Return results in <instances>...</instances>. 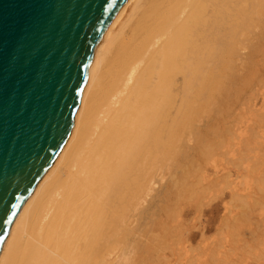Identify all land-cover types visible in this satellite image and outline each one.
<instances>
[{
	"label": "bare ground",
	"instance_id": "obj_1",
	"mask_svg": "<svg viewBox=\"0 0 264 264\" xmlns=\"http://www.w3.org/2000/svg\"><path fill=\"white\" fill-rule=\"evenodd\" d=\"M0 264H264V0H127Z\"/></svg>",
	"mask_w": 264,
	"mask_h": 264
},
{
	"label": "water",
	"instance_id": "obj_2",
	"mask_svg": "<svg viewBox=\"0 0 264 264\" xmlns=\"http://www.w3.org/2000/svg\"><path fill=\"white\" fill-rule=\"evenodd\" d=\"M127 0H0V252L74 125L93 49Z\"/></svg>",
	"mask_w": 264,
	"mask_h": 264
},
{
	"label": "rangeland",
	"instance_id": "obj_3",
	"mask_svg": "<svg viewBox=\"0 0 264 264\" xmlns=\"http://www.w3.org/2000/svg\"><path fill=\"white\" fill-rule=\"evenodd\" d=\"M214 205H215V203H214ZM220 205L222 206L221 202H220Z\"/></svg>",
	"mask_w": 264,
	"mask_h": 264
}]
</instances>
